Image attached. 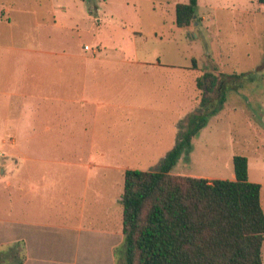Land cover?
Instances as JSON below:
<instances>
[{
    "label": "rangeland",
    "instance_id": "374dc122",
    "mask_svg": "<svg viewBox=\"0 0 264 264\" xmlns=\"http://www.w3.org/2000/svg\"><path fill=\"white\" fill-rule=\"evenodd\" d=\"M185 1L0 0V134L8 129L13 132L22 123L27 128L29 92L40 101L45 95V84H69L67 95L74 98L81 92L77 84H92L91 64L88 67L85 57L93 51L99 57L94 64L108 67L111 74L108 84L112 85L103 89L100 97H110L119 104L124 99L135 104L142 92L146 98L144 104L148 108L143 104V109L132 108L133 119L125 122L132 131L170 132L177 112L182 118L185 109L193 111L200 102L202 93L194 88V78L205 71L220 73L224 76L219 74L221 83L228 80L230 86L226 101L208 117L205 127L193 138L189 155L182 154L173 171L232 179V156L244 155L248 160V179L261 184L264 211V4L257 0H197L195 22L178 27L175 5ZM86 45L91 48L89 51L83 49ZM30 84L36 88L30 90ZM139 84H147L148 88L140 89ZM53 91L60 95L56 86ZM61 107L49 124L53 129L64 124L70 130L64 139L67 149L73 151L67 153L65 147L51 155L69 161L77 155L87 161L92 154L83 149L75 151L82 138L71 134L84 125L79 107L72 103ZM33 108L39 119L43 105ZM12 113L19 121L14 120L13 125L2 123ZM113 113L117 118L124 117L122 108ZM38 125L42 127L36 120L33 127ZM122 128L124 131L125 126ZM11 139L0 136V160L6 158L1 152L12 147ZM138 139L132 138V147L143 152H134L127 163L115 161L113 154L98 161L126 163L129 169H154L169 148H145L143 144L140 147ZM3 166L0 162V168ZM123 173V168H102L99 182L89 181L84 226L120 225ZM94 191L100 194L97 201L93 199ZM74 194L75 200L69 198V205L77 204L82 192L78 189ZM123 251V244L114 250L117 264H125ZM262 255L264 264V242Z\"/></svg>",
    "mask_w": 264,
    "mask_h": 264
},
{
    "label": "crops",
    "instance_id": "0c3cea01",
    "mask_svg": "<svg viewBox=\"0 0 264 264\" xmlns=\"http://www.w3.org/2000/svg\"><path fill=\"white\" fill-rule=\"evenodd\" d=\"M83 49L89 51L91 48ZM96 54L97 51H93L91 56L85 57L88 67L91 64L89 82L92 84H85L84 81L82 84H77L78 90H81L78 96L72 98L67 95L69 84H45L43 86L45 95L40 101L32 98L31 93H28L27 128H24L22 123L13 132L8 129L0 134L1 137L13 138L10 140L12 147L7 148L10 150L1 152L6 158L0 160L1 165H4V168H0V189L3 190L0 192V264H117L114 250L117 245L123 244L121 222L115 228L84 226L82 222L86 187L89 181L99 182L97 180L102 168L118 167L123 168L124 171L129 169L130 165L126 163L130 161L132 154L143 152L141 148L132 147V138H139L137 143L140 147L142 144L146 145L145 148L166 145L170 150L176 142H172L173 138L177 140L179 130H185L187 127L186 116L199 106L198 104L193 111L185 109L182 118L181 112L178 111L172 118L170 132L132 131L125 122L132 121V108L143 109L141 105L145 106L146 98L142 91L135 104L126 99L123 104H119L113 102L110 97L108 99L100 97V92L103 89H110L112 84H108L111 76L109 68L106 66L101 68L94 64L99 58ZM88 67H83L82 71ZM30 85V90L36 88L33 84ZM139 85L140 89L142 86H146L143 87L144 89L148 88L147 84ZM55 86L60 90L59 96L53 91ZM194 88L197 89L195 84ZM188 99L191 100L190 97ZM64 103L76 104L79 107L78 111L84 120V125L71 134L82 138L75 146V151L83 149L84 152L92 154L87 161L77 155L73 161L57 160L51 155L57 149L68 148L64 136H68L70 130L65 128L64 124L58 129H53L49 124L53 115L59 114ZM36 104L43 105L39 119H36L33 108ZM5 105H9V102ZM89 105L92 107H86ZM114 106L115 108L112 109L111 107ZM118 108L123 110L122 119L117 118L113 113ZM61 111L63 112L64 109ZM14 115L15 113L6 115L2 123L13 125L14 120L19 121L13 117ZM36 120L42 127L39 128V125L37 128L33 127ZM182 120L184 126L181 128ZM91 121L93 124L90 125ZM122 125L125 126L124 131L121 130L124 129ZM59 136L60 140L57 139ZM3 141L2 139L1 142ZM120 145L121 148L116 147ZM69 151L73 149L66 150L67 153ZM108 154H113L111 157H114L115 161L123 160L126 163L116 165L98 161V158L102 159ZM182 154L189 155V151ZM173 168L172 173H174ZM231 178H234V172ZM78 189L82 192L78 203L69 205V198L75 200L73 195ZM93 195L95 201L99 200V192L94 191Z\"/></svg>",
    "mask_w": 264,
    "mask_h": 264
},
{
    "label": "trees",
    "instance_id": "16d2710c",
    "mask_svg": "<svg viewBox=\"0 0 264 264\" xmlns=\"http://www.w3.org/2000/svg\"><path fill=\"white\" fill-rule=\"evenodd\" d=\"M196 7L197 0L176 3L175 24L194 23ZM195 85L202 93L199 106L186 116L187 127L179 130L173 147L154 169L123 173L125 264H263L261 184L248 179L247 157L232 156V179L171 172L191 148V139L224 103L230 87L211 71L198 75Z\"/></svg>",
    "mask_w": 264,
    "mask_h": 264
},
{
    "label": "built area",
    "instance_id": "2783aa9c",
    "mask_svg": "<svg viewBox=\"0 0 264 264\" xmlns=\"http://www.w3.org/2000/svg\"><path fill=\"white\" fill-rule=\"evenodd\" d=\"M85 48H86V49H89V47H88L87 45L85 46Z\"/></svg>",
    "mask_w": 264,
    "mask_h": 264
}]
</instances>
